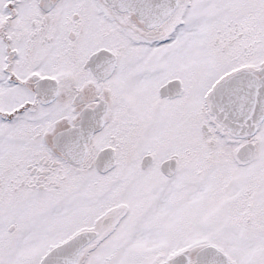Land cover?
I'll list each match as a JSON object with an SVG mask.
<instances>
[{"label":"snow or ice","instance_id":"6c2138e0","mask_svg":"<svg viewBox=\"0 0 264 264\" xmlns=\"http://www.w3.org/2000/svg\"><path fill=\"white\" fill-rule=\"evenodd\" d=\"M0 264H264V0H0Z\"/></svg>","mask_w":264,"mask_h":264}]
</instances>
